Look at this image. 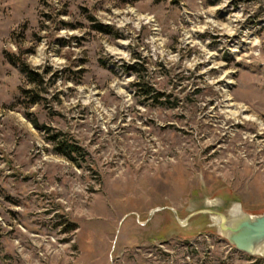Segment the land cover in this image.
Returning <instances> with one entry per match:
<instances>
[{
    "label": "rangeland",
    "instance_id": "374dc122",
    "mask_svg": "<svg viewBox=\"0 0 264 264\" xmlns=\"http://www.w3.org/2000/svg\"><path fill=\"white\" fill-rule=\"evenodd\" d=\"M236 205L264 215V0H0V264H264Z\"/></svg>",
    "mask_w": 264,
    "mask_h": 264
},
{
    "label": "water",
    "instance_id": "95a60500",
    "mask_svg": "<svg viewBox=\"0 0 264 264\" xmlns=\"http://www.w3.org/2000/svg\"><path fill=\"white\" fill-rule=\"evenodd\" d=\"M219 218L218 224L223 235L237 250L255 256L264 249V215L251 217L239 207L229 218L221 213L209 211Z\"/></svg>",
    "mask_w": 264,
    "mask_h": 264
},
{
    "label": "trees",
    "instance_id": "16d2710c",
    "mask_svg": "<svg viewBox=\"0 0 264 264\" xmlns=\"http://www.w3.org/2000/svg\"><path fill=\"white\" fill-rule=\"evenodd\" d=\"M96 28H97L98 31H100L102 33H106V34L110 33V29L103 28L102 26H97ZM24 68H27V67L24 66ZM25 70H26L25 72H27L29 75L33 76L32 73H30L29 69H25ZM32 78L35 80V75ZM54 140L57 141L58 140V136H56ZM57 151H58L59 154H61L62 156L67 157L70 160H74L72 158V154L73 153L80 154V148H78L75 145H71V144L63 143V142H61V143H59L57 145ZM71 230L74 231L75 227H73Z\"/></svg>",
    "mask_w": 264,
    "mask_h": 264
},
{
    "label": "bare ground",
    "instance_id": "6f19581e",
    "mask_svg": "<svg viewBox=\"0 0 264 264\" xmlns=\"http://www.w3.org/2000/svg\"><path fill=\"white\" fill-rule=\"evenodd\" d=\"M238 209H239V206L236 205V206L233 208L232 213H236V211H238ZM263 248H264V247H263ZM261 254L264 255V249H262Z\"/></svg>",
    "mask_w": 264,
    "mask_h": 264
}]
</instances>
